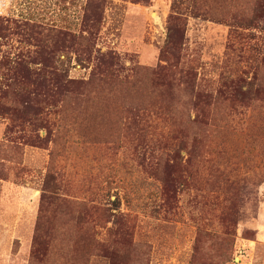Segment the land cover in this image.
Masks as SVG:
<instances>
[{
	"label": "rangeland",
	"instance_id": "obj_1",
	"mask_svg": "<svg viewBox=\"0 0 264 264\" xmlns=\"http://www.w3.org/2000/svg\"><path fill=\"white\" fill-rule=\"evenodd\" d=\"M202 231L264 264V0H0V264H211Z\"/></svg>",
	"mask_w": 264,
	"mask_h": 264
},
{
	"label": "trees",
	"instance_id": "obj_2",
	"mask_svg": "<svg viewBox=\"0 0 264 264\" xmlns=\"http://www.w3.org/2000/svg\"><path fill=\"white\" fill-rule=\"evenodd\" d=\"M199 237L203 240L206 239L209 243L207 250V257L209 262H211V264H223L227 260L226 255H224L223 250H221L216 245L212 235L202 231L199 232Z\"/></svg>",
	"mask_w": 264,
	"mask_h": 264
}]
</instances>
